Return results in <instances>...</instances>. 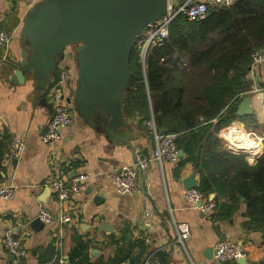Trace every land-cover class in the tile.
<instances>
[{"label": "crops", "instance_id": "0c3cea01", "mask_svg": "<svg viewBox=\"0 0 264 264\" xmlns=\"http://www.w3.org/2000/svg\"><path fill=\"white\" fill-rule=\"evenodd\" d=\"M39 1L0 0V27L12 35L10 59H2L3 49L0 47V133L7 144L13 134L21 135L26 142L22 156L7 164L2 163L0 169V185L12 183L16 186L13 199H0V264L11 263L2 242L8 228L23 240L29 251L21 264H39L40 256L46 255L51 244L60 256L68 258L77 238L91 241L92 262L107 261L119 249L110 241L111 236L119 238L124 228L129 229L132 241L143 243L144 248L133 247L132 243L131 257L125 258L121 264H143L149 255L164 264H219L211 251L221 240L219 232L237 243L263 244L262 232L245 228L244 202L230 217H223L218 210L208 217L186 201L184 180L195 174L200 184L199 173L190 162L183 166L165 162L161 168L152 161L149 168L137 177L133 195L117 194L111 172L133 163L138 152L150 154L153 148V137L138 118L125 116L126 126L119 134L129 140L126 142L111 139L72 111V122L62 129L58 142L61 172L68 179L86 175V187L72 192L64 204L59 202L55 191H47L44 182L52 169L48 161L49 150L42 137L52 110L36 97V82L31 76L24 83H15L11 79L24 48L25 18ZM169 1L181 4L186 0ZM71 70L73 78L65 89V98H73L76 88L77 71L73 65ZM249 77L252 89L242 95L238 108L239 115L246 118L231 125L243 132L264 135V64L252 69ZM211 194L216 198V193ZM41 203L53 214V220L50 224L35 227L31 223L39 218ZM64 212L73 217V229L61 220ZM178 224L190 228L185 246L177 242ZM226 264H264V254L253 253L244 263L232 261Z\"/></svg>", "mask_w": 264, "mask_h": 264}, {"label": "trees", "instance_id": "16d2710c", "mask_svg": "<svg viewBox=\"0 0 264 264\" xmlns=\"http://www.w3.org/2000/svg\"><path fill=\"white\" fill-rule=\"evenodd\" d=\"M169 31L162 46L151 48L145 68L137 38L123 100L125 116L144 122L153 115L159 131L177 134V145L184 151L179 163L193 164L200 176L199 189L207 198L216 193L220 214L230 217L244 202L245 228L264 236V151L250 164L243 154L226 148L219 136L223 128L246 118L238 108L242 95L253 86L249 77L252 53L264 46V0H236L230 6L212 7L203 19L180 15ZM57 78L58 73L54 81ZM5 141L0 133V169L8 150ZM128 232L124 228L119 238L111 236L119 249L107 261L92 262L91 241L77 238L69 264H121L131 257L132 243L144 248ZM59 258L51 244L39 264H60Z\"/></svg>", "mask_w": 264, "mask_h": 264}, {"label": "water", "instance_id": "95a60500", "mask_svg": "<svg viewBox=\"0 0 264 264\" xmlns=\"http://www.w3.org/2000/svg\"><path fill=\"white\" fill-rule=\"evenodd\" d=\"M169 3V0H41L25 18L24 48L11 79L24 83L31 76L36 82V97L52 110L48 87L67 49L74 47L76 88L74 97L66 98L68 107L111 139L129 142L119 132L126 126L123 100L131 80L132 49L145 29L167 13ZM184 185L186 190L198 187L195 174L187 177ZM210 199L214 200L215 194ZM31 224L45 225L39 218ZM219 235L221 240L227 239L220 232ZM8 258L14 260L12 254ZM238 261L244 263L246 259Z\"/></svg>", "mask_w": 264, "mask_h": 264}, {"label": "built area", "instance_id": "2783aa9c", "mask_svg": "<svg viewBox=\"0 0 264 264\" xmlns=\"http://www.w3.org/2000/svg\"><path fill=\"white\" fill-rule=\"evenodd\" d=\"M236 0H186L181 4L169 3L168 11L155 24L149 25L144 33L138 37V48L140 61L145 68L146 58L153 46H162L169 37L170 26L174 19L180 15L187 17L189 20L203 19L207 16L210 8L220 6H230ZM12 35L0 27V47L3 49L2 59L8 60L11 58L10 46ZM75 48L69 47L65 53V57L60 61L58 66V78L54 81V85H50L47 90L49 102L52 105V114L46 126L45 133L42 137L43 142L48 147V161L52 172L45 180L44 186L55 191L56 196L61 204L66 203L72 192L83 190L86 187L88 177L86 175H78L71 179L63 176L61 168V156L59 155L58 142L61 139V131L63 128L70 125L72 122V110L66 102L65 89L71 83L73 78L71 67L76 68L74 62ZM264 64V46L256 49L252 53L251 70ZM153 137V148L150 154L138 152L135 161L131 164H126L111 172L110 177L115 183V190L119 195H133L136 192V179L145 172L152 161L156 162L161 168L165 162L177 164L180 161V149L177 145V134L159 131L156 127L153 115L144 121ZM226 133L235 141L242 142L245 136L252 140L258 150L254 155H250L242 148L246 158L251 162H256L264 151V135L259 136L254 132H243L231 126L227 128ZM222 130L219 135L223 139ZM224 140V139H223ZM230 141L228 143L230 144ZM231 145V144H230ZM26 147L25 139L19 134H13L8 144V150L3 159V164L9 163L11 160L19 159L24 153ZM234 147V146H233ZM16 186L12 183H4L0 185V199L11 200L15 197ZM185 199L192 206L199 208L204 215L211 217L217 210L215 200L208 199L199 187H193L185 190ZM201 203V206H199ZM39 219L50 224L53 220V214L47 209L45 204L41 203L39 207ZM61 220L69 229H73L75 223L70 213L64 212ZM177 242L185 246V241L190 236V228L186 224H178ZM4 248L7 254H12L14 260L10 264H21L24 258L27 257V250L23 240L15 235L11 228L5 230L2 239ZM253 250H252V249ZM214 258L219 264H226L232 261L247 259L253 253H263L264 245H251L237 243L231 240H220L215 246ZM60 264H69L68 258L60 256ZM143 264H164V262L153 255L147 256Z\"/></svg>", "mask_w": 264, "mask_h": 264}, {"label": "bare ground", "instance_id": "6f19581e", "mask_svg": "<svg viewBox=\"0 0 264 264\" xmlns=\"http://www.w3.org/2000/svg\"><path fill=\"white\" fill-rule=\"evenodd\" d=\"M230 142L235 145V148H242L246 150V152H248L250 155H254L255 152L258 150V148H260L249 138L247 139L245 138L242 144L240 141H238V143L236 144L233 138L231 139Z\"/></svg>", "mask_w": 264, "mask_h": 264}, {"label": "rangeland", "instance_id": "374dc122", "mask_svg": "<svg viewBox=\"0 0 264 264\" xmlns=\"http://www.w3.org/2000/svg\"><path fill=\"white\" fill-rule=\"evenodd\" d=\"M75 66V65H74ZM231 126H233V127H235L234 125H230V126H228V127H225V128H223L222 130H224V132H222V136H223V139L224 140H222L223 141V144L225 145V147L226 148H228L229 150H231V151H233V152H236V153H239V154H243L244 156H245V158L247 157L243 152V150L242 149H234L235 147H233L232 145H230L229 143H228V141L229 140H231V138L229 137V135L226 133V131H228L227 130V128H229V127H231ZM235 128H237V127H235ZM148 129V128H147ZM239 129V128H238ZM221 130V131H222ZM240 131H241V129H239ZM149 131V130H148ZM220 131V132H221ZM254 133H256V132H254ZM257 135H259V136H261V134H258V133H256ZM263 136V135H262ZM243 151V152H242ZM246 160L249 162L250 160H248L247 158H246ZM251 162V161H250Z\"/></svg>", "mask_w": 264, "mask_h": 264}]
</instances>
